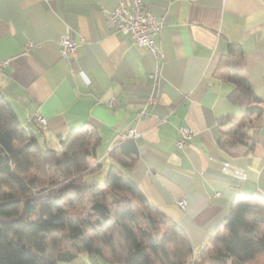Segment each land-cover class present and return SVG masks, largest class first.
Listing matches in <instances>:
<instances>
[{
	"label": "crops",
	"instance_id": "crops-1",
	"mask_svg": "<svg viewBox=\"0 0 264 264\" xmlns=\"http://www.w3.org/2000/svg\"><path fill=\"white\" fill-rule=\"evenodd\" d=\"M119 1L0 0V96L21 125L34 126L41 145L57 149L70 129L94 127L99 145L90 161L102 179L116 164L109 151L132 141L137 159L121 171L183 229L191 264L233 200L264 196V0H142L163 22L154 37L159 58L113 28L106 14ZM63 35L77 41L67 59L59 52ZM230 45L240 47L259 100L246 126L255 147L242 156L218 143L219 118L239 112L227 97V71L215 74ZM155 79L158 101L146 105ZM180 127L195 134L177 147ZM127 129L137 136L121 139ZM94 263L108 264L86 254L58 264Z\"/></svg>",
	"mask_w": 264,
	"mask_h": 264
},
{
	"label": "trees",
	"instance_id": "trees-1",
	"mask_svg": "<svg viewBox=\"0 0 264 264\" xmlns=\"http://www.w3.org/2000/svg\"><path fill=\"white\" fill-rule=\"evenodd\" d=\"M240 56V47L228 46L215 71H227V97L239 108L218 120V143L230 156L255 147L246 126L259 100ZM34 129L0 96V264H58L80 254L108 264H188L193 250L183 229L121 171L137 159L132 141L109 151L116 164L98 182L94 127L70 129L57 149L41 145ZM191 264H264V196L233 200Z\"/></svg>",
	"mask_w": 264,
	"mask_h": 264
},
{
	"label": "built area",
	"instance_id": "built-area-1",
	"mask_svg": "<svg viewBox=\"0 0 264 264\" xmlns=\"http://www.w3.org/2000/svg\"><path fill=\"white\" fill-rule=\"evenodd\" d=\"M106 15L113 28L127 34L132 43L147 48L156 58L161 57L160 49L155 43L154 37L161 30L163 22L159 17L144 7L142 0H120ZM32 47L34 46L31 43L26 45V49ZM76 47L77 41L67 35H63L59 39V52L63 58L67 59L70 56H74ZM160 88V83L155 79L146 97V105L157 103ZM110 103L114 104V101L110 100ZM137 115L145 116V109L140 110ZM33 118L36 123L42 126L47 124L46 119L39 113H35ZM177 131L179 134L176 141L177 147H182L195 134L188 127H180ZM136 136L137 133L134 129H127L125 132L120 133L121 139H133ZM178 204L180 207H184L185 201L180 200Z\"/></svg>",
	"mask_w": 264,
	"mask_h": 264
},
{
	"label": "rangeland",
	"instance_id": "rangeland-1",
	"mask_svg": "<svg viewBox=\"0 0 264 264\" xmlns=\"http://www.w3.org/2000/svg\"><path fill=\"white\" fill-rule=\"evenodd\" d=\"M95 178L98 180V182H102L103 181L102 177H100V176H95Z\"/></svg>",
	"mask_w": 264,
	"mask_h": 264
}]
</instances>
